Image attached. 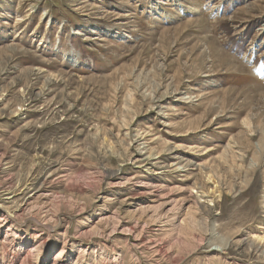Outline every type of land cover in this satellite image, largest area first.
Here are the masks:
<instances>
[{
	"label": "rangeland",
	"instance_id": "1",
	"mask_svg": "<svg viewBox=\"0 0 264 264\" xmlns=\"http://www.w3.org/2000/svg\"><path fill=\"white\" fill-rule=\"evenodd\" d=\"M257 246L264 0H0V264Z\"/></svg>",
	"mask_w": 264,
	"mask_h": 264
},
{
	"label": "bare ground",
	"instance_id": "2",
	"mask_svg": "<svg viewBox=\"0 0 264 264\" xmlns=\"http://www.w3.org/2000/svg\"><path fill=\"white\" fill-rule=\"evenodd\" d=\"M158 3H159V2H158ZM248 31H249V30H248ZM240 40H241V39H240ZM45 90H46V89H45ZM170 135H171V134H170ZM138 136H139V134H138ZM146 136H147V135H146ZM143 139H144V138H143ZM143 139H142V140H143ZM139 141H140V140H139ZM229 147L232 149V145L229 144ZM150 158H151V157L145 159L144 161H145V162H148V161L150 160ZM175 167H177V165H175ZM175 169H176V168H175ZM177 169H178V168H177ZM177 169H176V170H177ZM174 171H175V170H174ZM138 172H139V171H138ZM140 173H141V172H140ZM209 180H210V177H209ZM10 186H11V185H10ZM216 192H218V190H217ZM213 194H214V193H213ZM208 197H209V196H208ZM204 198H205V197H204ZM210 198H211V196H210ZM204 201H205V199H204ZM198 202H199V201H198ZM201 202H202V201H201ZM210 202H212V201H210ZM204 204H206V203H204ZM207 204H208V203H207ZM209 206H210V205H209ZM163 224H164V223H163ZM136 239H137V238H136ZM138 240H139V239H138ZM138 240H137V241H138ZM251 240H252V239H251ZM254 240H255V239H254ZM260 240H261V242H262V241H263V238H261ZM254 242H256V240H255ZM253 245H254V243H253ZM255 245H256V244H255ZM147 246H148V245H147ZM135 247H136V246H135ZM150 247H151V246H150ZM137 248H138V247H137ZM219 248H220V247H219ZM255 248H256L258 251H262V253H264V249H263V247H261V249H260L258 246L255 247ZM157 250H158V249H157ZM257 250H256V251H257ZM153 251H154V250H153ZM213 251H215V250H213ZM216 251H219V250H216ZM221 251H222V253H224V252H223V251H225L224 248H222ZM157 253H158V252H157ZM159 253H160V252H159ZM262 253H261V254H262ZM135 259H136V258H135ZM155 262H156V261H155ZM140 263H141V262H140Z\"/></svg>",
	"mask_w": 264,
	"mask_h": 264
}]
</instances>
